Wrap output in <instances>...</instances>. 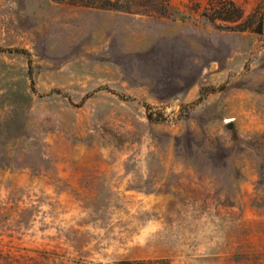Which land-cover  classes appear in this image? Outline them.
Returning <instances> with one entry per match:
<instances>
[{"label": "rangeland", "instance_id": "rangeland-1", "mask_svg": "<svg viewBox=\"0 0 264 264\" xmlns=\"http://www.w3.org/2000/svg\"><path fill=\"white\" fill-rule=\"evenodd\" d=\"M0 264H264V0H0Z\"/></svg>", "mask_w": 264, "mask_h": 264}, {"label": "water", "instance_id": "water-1", "mask_svg": "<svg viewBox=\"0 0 264 264\" xmlns=\"http://www.w3.org/2000/svg\"><path fill=\"white\" fill-rule=\"evenodd\" d=\"M226 128L232 130L233 129V123L231 120L227 121Z\"/></svg>", "mask_w": 264, "mask_h": 264}, {"label": "bare ground", "instance_id": "bare-ground-1", "mask_svg": "<svg viewBox=\"0 0 264 264\" xmlns=\"http://www.w3.org/2000/svg\"><path fill=\"white\" fill-rule=\"evenodd\" d=\"M227 121V120H226ZM229 121V120H228Z\"/></svg>", "mask_w": 264, "mask_h": 264}]
</instances>
